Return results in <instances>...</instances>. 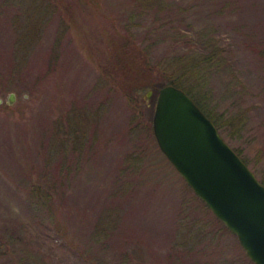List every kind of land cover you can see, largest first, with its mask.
<instances>
[{"label": "rangeland", "instance_id": "374dc122", "mask_svg": "<svg viewBox=\"0 0 264 264\" xmlns=\"http://www.w3.org/2000/svg\"><path fill=\"white\" fill-rule=\"evenodd\" d=\"M144 3L0 0V264H254L156 143L161 75L101 63L117 31L159 67L214 40L203 104L264 181V0Z\"/></svg>", "mask_w": 264, "mask_h": 264}, {"label": "water", "instance_id": "95a60500", "mask_svg": "<svg viewBox=\"0 0 264 264\" xmlns=\"http://www.w3.org/2000/svg\"><path fill=\"white\" fill-rule=\"evenodd\" d=\"M9 95V102L13 101ZM152 128L156 143L193 193L264 264V184L184 90L161 87Z\"/></svg>", "mask_w": 264, "mask_h": 264}, {"label": "trees", "instance_id": "16d2710c", "mask_svg": "<svg viewBox=\"0 0 264 264\" xmlns=\"http://www.w3.org/2000/svg\"><path fill=\"white\" fill-rule=\"evenodd\" d=\"M145 1L146 3H144V5L147 3L159 5L161 3V0ZM174 36L180 38V35L179 37H177V35ZM109 38L110 40L107 46L109 65L107 66L106 64L101 63V66L105 67L108 72L113 69L117 74L116 77L120 78L121 73H126L128 71H132L129 74H135L137 77L139 74H145L149 77L151 75L156 77L160 74L163 80L161 86L171 84L184 90L192 97L196 104L206 113L219 130L217 121L214 119L211 112H207V109L203 104L204 99H206L205 101L209 99V94L206 93L207 91L205 89L207 83H209L210 72L215 71L221 66V64H223L221 55L222 51L220 49H215L214 40L207 38L205 42H200V47L203 49L196 51V54L192 56L189 54H182L180 56L170 57L159 67V65L151 63L149 48L147 49L146 47L140 46L132 34L117 31V33L115 32L111 34ZM241 118V116H238V118L233 117L229 123L232 125L243 123ZM74 121H76V119ZM79 141H81V137L79 138ZM89 147L90 146H87V148ZM91 149H93V147ZM235 152L237 153L236 150ZM82 155L84 154L82 153ZM260 182L264 184L263 180H260ZM43 184L45 183H36L31 187L30 192L39 195L42 204L44 203L46 207L51 208V196H48L50 193L44 189Z\"/></svg>", "mask_w": 264, "mask_h": 264}]
</instances>
